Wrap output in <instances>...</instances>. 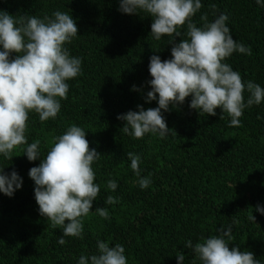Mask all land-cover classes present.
<instances>
[{
	"label": "trees",
	"instance_id": "obj_1",
	"mask_svg": "<svg viewBox=\"0 0 264 264\" xmlns=\"http://www.w3.org/2000/svg\"><path fill=\"white\" fill-rule=\"evenodd\" d=\"M201 3L192 22L203 27L202 15L212 22L226 14L233 39L250 46L252 54L234 52L225 62L245 83L264 88V6L256 0ZM119 8V0H0V9L14 17H51L60 10L78 26L66 47L82 59V74L67 81L68 98L55 119L41 122L38 114H29L28 144L38 140L44 158L54 137L75 124L100 153L93 164L100 193L83 220L82 238L64 237L63 245L58 243L62 229L40 215L35 200L29 170L40 158L29 161L23 153L27 145L14 150L12 159L0 154V168L8 174L15 170L23 181L11 197L0 192V264H78L81 255L97 254L99 240L122 245L128 264H178L181 253L183 264H202L186 242H202L229 226L234 237L229 247L252 251L264 264V214L256 210L264 207V101L245 108L240 126L230 127L227 113L219 108L215 116L199 113L190 108L189 96L162 110L170 129L164 138L124 133L119 114L139 111L138 105L158 107V99L146 102L150 57L170 59L173 43L187 39V25L178 29L181 36L156 40L148 13ZM128 152L141 157L140 177L151 174L148 188L139 186ZM109 180L117 182L115 191L107 188ZM109 195L117 202L107 204ZM97 207L106 208L109 218L99 216Z\"/></svg>",
	"mask_w": 264,
	"mask_h": 264
},
{
	"label": "clouds",
	"instance_id": "obj_2",
	"mask_svg": "<svg viewBox=\"0 0 264 264\" xmlns=\"http://www.w3.org/2000/svg\"><path fill=\"white\" fill-rule=\"evenodd\" d=\"M264 6V0H256ZM119 10L127 14L146 12L152 17L151 34L156 40L162 36H181L178 29L187 25V39L173 43L171 58L162 60L152 55L146 102L158 99V107L139 111L129 110L117 119L125 121L123 132L141 139L147 133L164 138L169 128L163 111L170 105L183 104L191 96L190 108L215 116L216 109L230 117V127H238L244 109L264 101V88L252 81L244 82L241 74L225 61L234 52L251 55L246 47L233 39L226 24L228 16L221 13L212 22L197 27L193 16L202 8L201 0H119ZM78 35V26L71 14L60 10L52 16L39 18L35 15L14 17L0 9V154L12 159L13 152L21 146L29 161L40 158L38 166L29 170L34 181V195L39 213L51 222L53 228L62 229L58 243H66L64 237L82 238L83 220L93 209L100 186L95 182L93 164L100 157L90 147L86 131L75 124L54 137L50 150L40 156L37 140L28 144L29 114L36 113L41 122L55 119L61 110V101L68 98L67 81L82 74V59L70 54L66 47ZM173 41V40H172ZM170 41V42H172ZM15 54V55H13ZM134 90L136 89L133 86ZM249 93L245 102L244 93ZM158 94V97H157ZM221 114L220 119H223ZM131 169L140 177L141 157L127 153ZM150 175L140 177L139 186L146 189L151 184ZM22 178L13 170L10 174L0 168V192L11 197L22 187ZM115 180L107 182V188L115 191ZM107 204L116 203L109 195ZM264 214V207L256 206ZM96 212L109 218L106 208ZM249 219L255 221V216ZM234 223H238L234 221ZM219 235H213L193 244L188 240L185 248L191 249L202 264H260L252 251H241L238 246L229 247L234 240L232 228L221 227ZM97 254L81 255L78 264H128L125 248L120 244L97 242ZM183 253L177 255L183 264Z\"/></svg>",
	"mask_w": 264,
	"mask_h": 264
}]
</instances>
